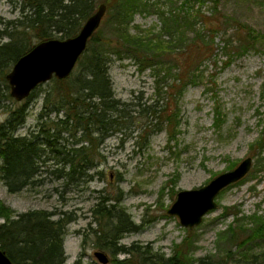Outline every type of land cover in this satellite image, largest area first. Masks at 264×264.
Masks as SVG:
<instances>
[{
    "label": "rangeland",
    "instance_id": "374dc122",
    "mask_svg": "<svg viewBox=\"0 0 264 264\" xmlns=\"http://www.w3.org/2000/svg\"><path fill=\"white\" fill-rule=\"evenodd\" d=\"M217 1L220 15L215 16L221 20L222 15L235 17L260 32L262 38L256 49L243 55L234 54L228 60L225 54L228 50L223 46L232 39L236 43L237 35L232 24H225L213 41L215 55L202 63L197 81L180 94L171 97L170 93L178 89L160 83V76L165 73L161 64L141 67L129 55L106 53L115 97L128 104L160 102L169 108L168 113H176L171 126L167 120L146 115L131 119L125 129L127 135L111 133L99 146V153L93 156L90 179L70 183L60 177L56 170L63 167V162H59L62 156L49 146L41 157L43 166L34 184L11 193L0 177V201L15 216L41 209L53 212L54 218H72L64 237L66 264H119L121 260L125 264H129L128 260L139 263L136 255L117 253V247L121 246L139 247L169 257L175 245L183 244L184 238L190 235L189 256L199 264L198 259L220 257L228 249L234 253L240 251L236 243L247 233L238 229L237 236H233L236 241L229 239L231 232L228 231L230 225H236L237 218L250 228L255 216L264 217V143L257 145L264 134V0ZM148 2L149 8L134 14L129 25L131 33L144 30L157 34L163 30L162 13L169 17L187 11L182 7L184 0ZM99 3L101 0H96V6ZM22 4L23 0H0V31L5 30L7 22L20 19ZM213 5V0H207L202 6L203 12L210 15ZM187 7L194 8V2ZM109 20L105 15L100 26L107 35L111 33L106 23ZM197 22V27L193 24L187 28L189 37L194 36L195 29L199 30L201 24ZM209 28L208 24L203 34L208 35ZM8 29L14 30L13 26ZM8 40V36L0 34V43ZM33 40L28 42L34 46L38 42ZM173 56L177 58L175 52ZM55 87L53 78L39 85L32 97L17 101L11 96V89L2 86L0 122L8 118L11 110L28 101V116L17 134L27 135L38 130L39 112L48 93L55 95ZM55 117V113L51 114L52 119ZM62 136V144L67 149L80 145L73 142L81 132L74 136L68 131ZM247 157L253 159L250 172L220 192L217 207L203 217L200 225L192 229L184 227L177 216L168 213L180 190L199 188ZM99 203L107 205L114 215L125 209L137 229L122 232L112 242L100 238L104 233L109 235L117 219L114 215L105 220L98 218L95 209ZM4 221L0 218V223ZM222 232L227 233L220 236ZM253 250L264 251V238L253 242ZM97 252L104 253L108 262L103 263Z\"/></svg>",
    "mask_w": 264,
    "mask_h": 264
},
{
    "label": "trees",
    "instance_id": "16d2710c",
    "mask_svg": "<svg viewBox=\"0 0 264 264\" xmlns=\"http://www.w3.org/2000/svg\"><path fill=\"white\" fill-rule=\"evenodd\" d=\"M148 1L101 0V3L107 5L105 15L111 18L106 22L111 33L104 34L99 27L89 39L87 48L71 75L64 79L54 78L57 83L55 95L49 92L45 98V105L38 115L39 129L27 135L17 134L18 129L26 122L28 101L11 110L8 118L0 122V177L9 192H20L36 182L35 178L44 162L41 157L45 154L47 146L62 156L59 162H63V167L56 170L60 172V177L74 183L92 177L89 171L94 167L93 156L99 153V146L111 133L127 135L125 129L131 119L146 115L152 119L162 118L172 125L176 113H168L169 108L162 106L160 102L148 105L146 102L128 104L115 97L107 52L129 55L141 67L161 64L165 73L160 76V83L178 89L170 93L172 97L197 81L202 63L215 55L213 41L225 24H232L237 35L236 43L232 39L226 41L223 46V49L228 50L225 53L228 60H231L234 54L243 55L256 49L262 38L260 32L235 17L222 15L221 20L215 16L220 15L217 0H213L210 15L202 10L207 0H184L182 7L187 11L183 10L181 14L169 17L161 14L162 32L152 34L151 31L140 30L131 33L129 25L134 14L142 8H149L151 5ZM192 1L194 8L187 7ZM96 7V0H23L20 19L7 22L5 30L0 31L2 36L10 38L0 43V89L4 86L9 90L7 69L31 50L33 45L28 41L33 38L40 42L75 36ZM197 21H200L201 26L199 30H194V36L189 37L187 28L193 24L197 27ZM208 24L209 36L203 34ZM12 26L14 30L10 31L8 28ZM18 27L22 30H18ZM171 56L173 58H170ZM154 58L158 59L153 61ZM170 79L172 84L168 82ZM35 90L28 98L34 95ZM2 96L3 94L0 95V107ZM131 105L137 108L129 109L128 106ZM53 113L56 115L54 119L51 118ZM68 131L74 136L81 132V136L73 142V145L80 144L79 146L67 149L66 144H62V134ZM42 135L45 138H41ZM263 143L264 134L257 145L262 146ZM95 213L101 220L110 219L114 215L112 209L103 203L97 204ZM54 215L53 212L40 209L15 216L13 210L0 201V218L5 219L0 223V248L15 264H66L64 237L66 225L72 218H54ZM114 216L117 223L112 226V231L109 235H100V238L105 237L109 242L119 238L122 232L137 229L125 209H120ZM235 223L237 227L230 225L228 228L231 232L229 239L236 240L233 236H237L238 229L247 233L241 240H236L240 251L234 253L228 249L220 257L207 256L198 259L199 264H264V251L256 253L253 250V242L264 238V217L255 216L249 224L250 228L238 218ZM225 233L227 232H222L220 236ZM191 242V235L184 238L183 244H186V247L182 248L183 244L175 245V251L169 257L153 254L148 250L143 251L139 247L121 246L117 247L116 251L138 256L139 263L128 260L129 264H195L197 259L193 261L189 256ZM119 262L125 264L123 260Z\"/></svg>",
    "mask_w": 264,
    "mask_h": 264
},
{
    "label": "water",
    "instance_id": "95a60500",
    "mask_svg": "<svg viewBox=\"0 0 264 264\" xmlns=\"http://www.w3.org/2000/svg\"><path fill=\"white\" fill-rule=\"evenodd\" d=\"M106 11L107 5L99 4L77 35L40 41L22 55L6 75L11 96L17 101H23L39 85L53 78L64 79L70 76L86 50L89 39L100 27ZM252 166V157H247L235 168L216 176L199 188L180 190L168 213L177 216L184 227L192 229L200 225L203 217L217 207L216 198L220 192L243 179ZM96 255L103 263L108 262L104 253L97 252ZM0 264H15L1 248Z\"/></svg>",
    "mask_w": 264,
    "mask_h": 264
}]
</instances>
